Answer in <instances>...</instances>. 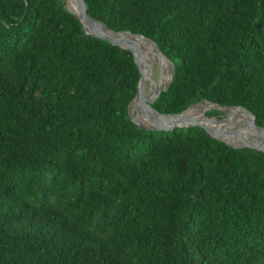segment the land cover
I'll return each instance as SVG.
<instances>
[{"label": "trees", "instance_id": "16d2710c", "mask_svg": "<svg viewBox=\"0 0 264 264\" xmlns=\"http://www.w3.org/2000/svg\"><path fill=\"white\" fill-rule=\"evenodd\" d=\"M85 2L175 64L156 110L264 127V0ZM140 80L66 0H0V264H264V153L139 128Z\"/></svg>", "mask_w": 264, "mask_h": 264}, {"label": "water", "instance_id": "95a60500", "mask_svg": "<svg viewBox=\"0 0 264 264\" xmlns=\"http://www.w3.org/2000/svg\"><path fill=\"white\" fill-rule=\"evenodd\" d=\"M75 2L77 4L76 11L70 9L68 0L66 1V8L69 12H71L72 14H74L79 18L87 35L107 41L113 46L120 47L126 51H130L133 54L135 62L141 72V80L138 87V93L135 99L133 100V102L129 106V115L132 122L135 123L139 128L154 132H174L176 129L200 127L204 129L212 138L220 142H223L234 149H253L264 153V127H261L257 124L256 116L246 108L235 107V106L224 107L219 104L203 101L201 103L191 106L186 111L180 114H163L158 110H156L154 107L155 102L159 99V97L163 92L169 90L173 82L176 71L175 64L168 57H166V55L161 50L160 46L154 40L144 35L132 33L130 31H125V32L113 31L110 28H108V26H106L105 24L96 21L95 19L92 18V16L88 12V8L85 0H75ZM139 39L144 40L146 43L154 46L158 54L163 58L167 59L173 67V75L170 83L164 88L158 90L155 96L151 99H148L146 96L148 82L145 77L146 75L145 70L142 66L143 50L137 41ZM137 100L140 101L141 110L143 112H148L150 114L151 116L150 119L154 126L142 125L135 120L134 115L132 114V106ZM203 103H207L210 106V109L208 111L218 110L222 113L227 114L226 110L228 109H238L249 114L251 117L250 127L251 126L254 127L259 132V134L262 135L260 137V140L259 141L248 140L247 138L244 137L243 134L244 130H242L241 128L222 129L219 127L202 124L199 120L187 119L183 117L184 114L187 113L192 107L198 106ZM173 117L178 118L177 121L174 122L171 121V118ZM206 118L207 121L215 123L218 126L230 124L228 114H227V118L219 119L218 117H212V118L208 117L206 113ZM232 138L238 139V142L237 143L232 142L231 141Z\"/></svg>", "mask_w": 264, "mask_h": 264}, {"label": "bare ground", "instance_id": "6f19581e", "mask_svg": "<svg viewBox=\"0 0 264 264\" xmlns=\"http://www.w3.org/2000/svg\"><path fill=\"white\" fill-rule=\"evenodd\" d=\"M70 9L73 11L77 10V4L75 0H68ZM143 50L142 66L145 70V77L148 82L146 96L148 99H151L155 96L156 92L165 86H167L173 75V67L170 62L160 56L154 46L146 43L144 40H137ZM153 70V73H152ZM158 72V79L155 78L154 72ZM150 78L151 80H148ZM210 109V106L207 103L200 104L198 106L192 107L187 113L184 114V118L199 120L202 124L208 126L219 127L222 129L228 128H241L244 130V137L248 140H260L262 136L254 128L250 127L251 117L247 113H243L242 110L238 109H228L227 114L229 116L230 124L218 126L215 123L207 121L206 113ZM132 114L134 115L135 120L146 126H154L151 122V116L148 112H143L140 109V101L137 100L132 106ZM178 118H171V121H177ZM232 142L237 143L238 139L232 138Z\"/></svg>", "mask_w": 264, "mask_h": 264}, {"label": "rangeland", "instance_id": "374dc122", "mask_svg": "<svg viewBox=\"0 0 264 264\" xmlns=\"http://www.w3.org/2000/svg\"><path fill=\"white\" fill-rule=\"evenodd\" d=\"M67 1V0H66ZM152 73H153V70H152ZM154 76H155V78L156 79H158V72L155 70V72H154ZM148 80H151L150 78H148ZM141 109V108H140ZM208 112H210V111H208ZM207 112V113H208ZM243 113H244V111H243ZM225 118H227V114H225V113H222V115L219 117V119H225Z\"/></svg>", "mask_w": 264, "mask_h": 264}]
</instances>
